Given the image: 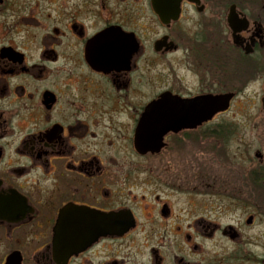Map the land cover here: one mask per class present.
Segmentation results:
<instances>
[{"label": "flooded vegetation", "instance_id": "obj_1", "mask_svg": "<svg viewBox=\"0 0 264 264\" xmlns=\"http://www.w3.org/2000/svg\"><path fill=\"white\" fill-rule=\"evenodd\" d=\"M0 264H264V0H0Z\"/></svg>", "mask_w": 264, "mask_h": 264}]
</instances>
